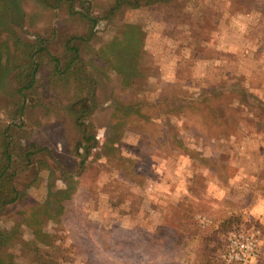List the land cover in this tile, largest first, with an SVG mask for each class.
<instances>
[{"label":"rangeland","instance_id":"obj_1","mask_svg":"<svg viewBox=\"0 0 264 264\" xmlns=\"http://www.w3.org/2000/svg\"><path fill=\"white\" fill-rule=\"evenodd\" d=\"M9 1L0 39L13 30L45 59L23 115L16 71L0 93V144L11 126L9 172L25 192L0 209V228L20 224L1 253L21 264H239L223 254L228 235L243 231L259 238L248 264H264V0H77L97 19L82 46L90 75L57 88L45 50L66 59L65 42L89 34L91 21L65 6ZM125 23L146 33L142 74L127 85L96 55ZM130 104L140 111L118 110ZM68 188L35 231L21 222Z\"/></svg>","mask_w":264,"mask_h":264},{"label":"trees","instance_id":"obj_2","mask_svg":"<svg viewBox=\"0 0 264 264\" xmlns=\"http://www.w3.org/2000/svg\"><path fill=\"white\" fill-rule=\"evenodd\" d=\"M46 7H61L65 6L70 14L80 15L82 18L91 21V28L89 34L84 36H71L65 42V50L67 53L66 59H61L59 56L51 54L48 50H45V53L49 56L46 61L45 68L50 67L51 71L48 74L49 78L47 83L52 84L55 88L57 87H66L70 86L73 82L78 84L85 83L89 79V75L85 76L83 74L84 70V58L82 53L83 43L86 41V38H90L93 35L95 30L97 19L90 18L88 15L84 14L82 11L76 8L77 0H39ZM127 3L131 2L134 7L151 3H162V2H173L175 0H124ZM9 0H0V37L1 34H4L3 29L10 25L6 20V13L8 15L9 9ZM112 11H107V15ZM11 28V26H9ZM13 29V28H11ZM4 39H0V93L4 92L5 85L10 83L9 76L13 71H16L14 74V80L18 86L14 88L15 94L19 96V102L16 104L20 107L18 108L19 114H24V102L22 99H25V92L33 90L34 85L40 82L41 71L40 65L45 59V54L42 53V50L36 51V47L29 42H23L17 34L12 30H6ZM89 36V37H87ZM145 37L146 33L143 28L134 23H125L123 27L118 31V34L107 44L101 46L96 55L99 58L108 60L110 66L115 69L121 76L122 82L124 85H127L133 78L137 77L139 74H142V60L145 55ZM12 41V43H11ZM78 43V44H77ZM18 45V46H17ZM17 46L16 53L13 56L10 54V49ZM36 57V58H35ZM64 61V62H63ZM41 63V64H40ZM18 70H27L29 72L26 79H23V72ZM26 80V83L24 84ZM91 81V80H88ZM24 84V85H23ZM92 87V86H90ZM5 93V92H4ZM204 100V99H202ZM204 102V101H203ZM15 104V102H13ZM195 108V107H190ZM141 109L139 104H130L129 107L124 109H118L124 114H136ZM183 109V108H181ZM257 110V108H255ZM259 113L264 114V109H258ZM214 122L219 124L220 117L218 116L216 108L214 109ZM212 117V118H213ZM11 128V126H9ZM8 128V130H9ZM8 130H4L1 133L2 142L0 144V209L5 207L8 204L14 203L18 200H23L25 197V192L19 189L16 178L18 174L11 170L13 164V150L11 144L13 139ZM91 137V136H90ZM87 138V140L90 139ZM33 153L25 152V156L28 160V163L31 164ZM53 195V200L47 199L42 204H37V207L34 209L33 213L28 216L27 211L24 214V218L21 221L30 228L34 230V223H41V219H46L47 217L53 216L50 214L51 206L50 204L57 205L59 200L64 198H69V195L73 193V188H68L59 192L50 191ZM50 195V194H49ZM63 210L60 207V211ZM24 212V211H22ZM15 226H20L17 224ZM5 229L0 228V264H21L14 260V257L11 253L3 254L1 253L3 248H9L8 245L13 242V235L15 232H18L16 227ZM35 231V230H34ZM42 230L36 231L38 238L46 240L47 235ZM35 233V232H34ZM37 238V240H38ZM40 241V240H38Z\"/></svg>","mask_w":264,"mask_h":264},{"label":"built area","instance_id":"obj_3","mask_svg":"<svg viewBox=\"0 0 264 264\" xmlns=\"http://www.w3.org/2000/svg\"><path fill=\"white\" fill-rule=\"evenodd\" d=\"M259 238L243 231L231 232L227 237V249L223 257L228 262L248 264L257 256Z\"/></svg>","mask_w":264,"mask_h":264},{"label":"crops","instance_id":"obj_4","mask_svg":"<svg viewBox=\"0 0 264 264\" xmlns=\"http://www.w3.org/2000/svg\"><path fill=\"white\" fill-rule=\"evenodd\" d=\"M259 205V204H258ZM257 209V207H255ZM196 219L199 223H202V225H210L212 224V220H210L206 214H197ZM259 256V255H258ZM258 259V258H257Z\"/></svg>","mask_w":264,"mask_h":264}]
</instances>
